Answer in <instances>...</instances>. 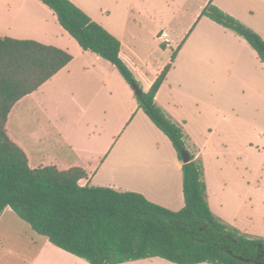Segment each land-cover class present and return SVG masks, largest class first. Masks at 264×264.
<instances>
[{
    "label": "crops",
    "instance_id": "1",
    "mask_svg": "<svg viewBox=\"0 0 264 264\" xmlns=\"http://www.w3.org/2000/svg\"><path fill=\"white\" fill-rule=\"evenodd\" d=\"M71 1L87 12L77 0ZM115 1L116 4L120 2ZM163 1L170 7L203 10L213 5L243 21L264 39V0ZM253 7L260 11V23L256 22ZM203 10L190 21L188 29L198 20L182 41V48L156 95L157 104L177 122L183 123L184 128H187L186 99L194 100L195 106H199L205 96V100L223 98L222 68L202 62L204 57H218L217 50L204 46L199 55L181 67L183 52L200 30L202 21L207 22L204 31L208 27L215 33L209 34L212 36H208L211 38H206V42L224 39L225 48L231 50L236 65L250 67V58L254 60L255 56L260 60L242 36L202 15ZM104 27L118 37L108 26ZM0 37L36 40L66 50L73 56L71 62L50 80L17 102L9 114L7 132L24 149L32 168L55 165L67 170L81 167L88 174L80 181L83 186L141 193L173 211L185 206L183 163L170 139L159 128L146 118L143 124L137 122L145 112L139 107L136 91L115 65L84 50L41 0H0ZM121 43V58L145 81L143 89L148 91L165 65L150 77V63L146 60L143 63L146 69H140L125 53L123 41ZM146 127L158 136L156 146L145 137ZM135 143L139 148L128 150ZM0 264L91 263L57 247L7 207L0 216Z\"/></svg>",
    "mask_w": 264,
    "mask_h": 264
},
{
    "label": "trees",
    "instance_id": "2",
    "mask_svg": "<svg viewBox=\"0 0 264 264\" xmlns=\"http://www.w3.org/2000/svg\"><path fill=\"white\" fill-rule=\"evenodd\" d=\"M41 1L84 50L115 65L133 90L139 86L121 58L118 37L71 0ZM202 15L242 36L264 63V39L259 33L213 5ZM183 42L151 88L136 94L139 107L170 139L183 163L185 206L173 211L141 193L83 186L80 181L88 174L81 167L30 166L24 149L7 132L9 114L17 102L50 80L73 56L36 40L0 37V216L11 207L54 245L91 264L153 257L177 264H264V240L241 235L214 214L203 161L189 150L184 126L156 102ZM184 153L190 154L188 163H184Z\"/></svg>",
    "mask_w": 264,
    "mask_h": 264
},
{
    "label": "rangeland",
    "instance_id": "3",
    "mask_svg": "<svg viewBox=\"0 0 264 264\" xmlns=\"http://www.w3.org/2000/svg\"><path fill=\"white\" fill-rule=\"evenodd\" d=\"M77 1L96 22L117 34L125 53L140 69H146L143 65L146 60L150 63V77L171 62L173 51L198 20L188 29L190 21L203 10L170 7L163 0H120L118 4L115 0ZM253 9L256 22L260 23V11ZM201 23L200 30L183 52L181 67L199 55L204 46L217 50L218 57H204L202 62L222 68L223 98L205 100V96L199 106H195L194 100L186 99L187 145L190 151L200 155L206 168L207 193L214 214L238 229L241 235L264 240V65L257 56L254 60L250 58V67L236 65L231 50L225 48L224 39L206 42L212 36L209 34L215 33L208 27L204 31L207 22ZM162 31L169 33L171 47L163 46L157 38ZM134 74L144 91L145 81ZM145 115L137 122L143 124L147 119L153 123ZM144 130L145 137L156 146L158 136L147 127ZM131 148L138 149L139 144H132L128 150ZM121 264L176 263L158 257Z\"/></svg>",
    "mask_w": 264,
    "mask_h": 264
},
{
    "label": "built area",
    "instance_id": "4",
    "mask_svg": "<svg viewBox=\"0 0 264 264\" xmlns=\"http://www.w3.org/2000/svg\"><path fill=\"white\" fill-rule=\"evenodd\" d=\"M157 38L160 40L162 44L171 46L172 40L168 32L162 31L160 34L157 35Z\"/></svg>",
    "mask_w": 264,
    "mask_h": 264
},
{
    "label": "water",
    "instance_id": "5",
    "mask_svg": "<svg viewBox=\"0 0 264 264\" xmlns=\"http://www.w3.org/2000/svg\"><path fill=\"white\" fill-rule=\"evenodd\" d=\"M135 91L137 95H141L143 93V90L141 89L140 86H137ZM189 161H190V154L184 153V163H188Z\"/></svg>",
    "mask_w": 264,
    "mask_h": 264
},
{
    "label": "bare ground",
    "instance_id": "6",
    "mask_svg": "<svg viewBox=\"0 0 264 264\" xmlns=\"http://www.w3.org/2000/svg\"><path fill=\"white\" fill-rule=\"evenodd\" d=\"M130 157V156H129Z\"/></svg>",
    "mask_w": 264,
    "mask_h": 264
}]
</instances>
